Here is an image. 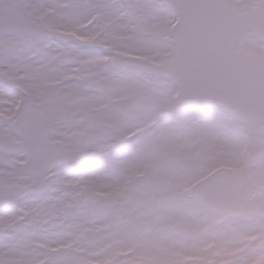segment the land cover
<instances>
[{
	"label": "snow or ice",
	"instance_id": "1",
	"mask_svg": "<svg viewBox=\"0 0 264 264\" xmlns=\"http://www.w3.org/2000/svg\"><path fill=\"white\" fill-rule=\"evenodd\" d=\"M0 264H264V0H0Z\"/></svg>",
	"mask_w": 264,
	"mask_h": 264
}]
</instances>
